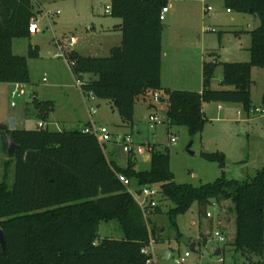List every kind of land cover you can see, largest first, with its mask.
<instances>
[{
    "label": "trees",
    "instance_id": "1",
    "mask_svg": "<svg viewBox=\"0 0 264 264\" xmlns=\"http://www.w3.org/2000/svg\"><path fill=\"white\" fill-rule=\"evenodd\" d=\"M172 0H111V15L121 18L122 41L109 56H84L72 51L71 70L76 77L90 75L84 86L97 98L108 100L125 124L134 123L135 104L150 101L158 94L167 105L170 126H182L191 138L203 132L208 120L204 103H240L252 109V69L264 68V0H224L231 10L260 16V25L250 31L251 58L246 62L222 63V85L211 87L218 63L205 61L202 91L171 90L163 87L162 33L160 13ZM32 0H0V83L30 85L28 57L13 52L16 38H28L35 16ZM38 55L30 46L29 56ZM264 105V94H263ZM150 107H156L150 104ZM36 116L46 121L54 109L52 101L36 102ZM19 148L12 154L14 182L8 172L0 182V264H146L151 255L143 253L150 237L157 232L149 223L162 214L156 206L148 218L119 179L123 174L142 187H159L163 198L172 202L167 211L177 230V218L195 203L206 216L213 201L231 200L235 212V252L248 258L264 255V166L249 180L228 178L223 152H203L217 162L222 175L200 186L177 183L170 168V157L153 145L148 169L137 168V157L130 154L126 167L119 166L105 152L97 138L82 130L31 128L10 130ZM4 150L7 143L2 136ZM8 153V152H7ZM10 162L6 161L5 166ZM118 220L120 239L98 240L101 222ZM162 228H160L161 230ZM156 242L163 238L155 237ZM202 244L208 243L202 237ZM173 250V249H172ZM222 254L224 249L222 248Z\"/></svg>",
    "mask_w": 264,
    "mask_h": 264
},
{
    "label": "rangeland",
    "instance_id": "2",
    "mask_svg": "<svg viewBox=\"0 0 264 264\" xmlns=\"http://www.w3.org/2000/svg\"><path fill=\"white\" fill-rule=\"evenodd\" d=\"M32 3L40 30L35 35L28 38H16L13 42V52L28 57L31 84L26 88H19L17 94H14L17 86L0 83V125H9L10 118L17 117L19 122L17 128H36L39 121L36 116L38 112L36 102L47 100L54 103V110L49 115V121L54 123L49 126L50 130H81L90 121L89 107L95 106L97 113L93 116V121L96 123L107 125L114 134L123 136L125 133H131L135 143L157 145L159 149L168 153L170 168L177 183L200 186L213 182L222 175L223 170L218 163L205 159L202 156L203 152H223L227 159L226 177L240 181L253 178L257 170L264 165V112L247 115L240 104L204 103L208 120L203 132L194 138L191 147L194 154L187 150L191 141L187 129L182 126H170L167 105L155 101L153 95L150 101L136 102L133 126L121 127V117L117 111H113L110 102L99 98L87 100L82 90L76 85V77L67 59L54 58V54L60 50L57 41L69 55L72 51L78 50L84 56H108L111 48L120 45L122 33L113 28L122 20L112 16L111 11H106L107 6L111 5V0H35ZM169 6L170 12L163 21L164 43L175 40L179 42L180 48L190 50L195 58L202 54L206 40L210 48L217 49L220 61L226 62L225 51L234 43L241 45L248 36L242 34L243 40L233 38L232 42L221 43L220 34L224 35L227 28L253 30L260 24L258 15L235 10L228 12L223 0H172ZM207 6H211L212 10H205ZM71 37L77 39L73 48L68 45ZM30 46L38 49L37 56H29ZM222 63L218 65L211 83L214 89L225 88L221 83ZM45 77L47 81H44ZM253 77L256 84L251 88L252 108L264 109L262 101L264 68L257 67ZM80 78L87 83L93 77L84 75ZM28 92L31 94L29 95ZM217 103L224 106L225 110H220ZM150 104L156 107H150ZM152 114L160 118L159 123L150 121ZM25 116L29 120L24 118ZM2 136L0 130V182L4 180L7 171L6 179L12 186L15 172L14 160L4 150ZM171 137H175L176 141L171 142ZM104 147L106 153L110 152L111 159L119 166H127L130 154L123 140L109 142ZM147 156H149L148 152L136 155L137 168L150 167V161L146 160ZM6 161L10 162L7 169ZM131 185L132 188H137L135 181H132ZM156 200L163 213L153 215L149 227L152 231L154 226L157 228V232L152 234L154 239L155 237L163 238L152 246L153 256L159 264H173L163 262L162 256L171 249L186 251L196 236L199 239L196 248L199 253L192 254L191 261L194 263L264 264V255L246 258L235 252L232 246L236 233L235 212L231 200L223 202L222 214L216 221L217 226L227 238V241L220 245L211 240L210 236L215 223L200 215L196 203L186 214L177 218L180 231L186 234L181 232L182 236L177 240V230L167 214L173 205L172 202L163 198L161 194L156 196ZM207 209L211 210V207ZM190 218L193 219L194 225ZM193 231H196L194 235L191 234ZM122 237L123 230L118 220L101 222L98 240ZM202 237H207L206 245L202 244ZM217 246L224 249L220 256L224 261H219L220 257L214 254V248ZM206 252L209 254L207 255ZM201 254L206 255L202 258Z\"/></svg>",
    "mask_w": 264,
    "mask_h": 264
},
{
    "label": "built area",
    "instance_id": "3",
    "mask_svg": "<svg viewBox=\"0 0 264 264\" xmlns=\"http://www.w3.org/2000/svg\"><path fill=\"white\" fill-rule=\"evenodd\" d=\"M35 0H32V2ZM207 11H211L212 7L208 6L206 8ZM107 12L111 11V6H107L106 8ZM228 11H230V9H228ZM169 12V7L165 6L163 7L161 13H160V19L162 21L166 20L167 17V13ZM29 33L30 35H35L36 33L39 32L40 30V25L38 22V19L35 18V16L31 19L30 24H29ZM76 37H71L68 40V45L69 47H74L76 44ZM57 44L60 48L59 51H57L54 54V58H66L67 61L69 62V65L71 67V64H73L74 62L69 58V54L68 52H66V50L63 48V46L59 43V41H57ZM76 77V76H75ZM44 81H47V78H44ZM87 83L85 81H83L80 77H76V85L82 90V93L84 95V97L87 100H94L96 99V95L92 92V91H85L84 90V86ZM14 94H16V91L14 92ZM154 99L157 102H160V98L158 94L154 95ZM222 106L219 105V109H221ZM264 112V109L262 108H252L250 109V111L248 112V114H256V113H262ZM89 113L91 115V118L97 113V109L95 106H90L89 107ZM150 121L151 122H155V123H159L160 122V118L156 115V114H152L150 115ZM38 128H47L46 124L41 121L38 123ZM82 132L84 134H90L93 135L97 138V140L99 141V143L101 145H106L109 142H114L117 140H123V143L125 144L129 154H139V153H144V152H148L149 156H151V151L153 149V145L149 144V143H135L134 139H133V135L131 133H125L123 136L121 134H114L107 125H101L96 123L95 121H93L92 119L90 120V122L88 124H86L82 129ZM176 139L175 137H171V142H175ZM146 145L147 147L145 148ZM119 179L120 181L127 186L128 191L132 194V196L134 197V199L138 202V204L140 205V207L142 208L144 215L146 218H148L151 214V211L158 206V202L156 200V196L160 194V188L158 187H142L139 189V191L135 188H132V181L127 178L125 175L120 174L119 175ZM211 210L207 209V213H206V218L212 220L215 223V227L212 231L211 236V240H214L215 242H217L218 245H220L221 243H224L227 241L226 236L224 235L223 231L219 229V227L216 224V221L218 220L220 214H222V205L219 204L216 201H213L210 205ZM156 243V238L154 239L153 236L150 237V242L147 246H145L143 248V253L147 254V255H151V258L147 260L146 264H159L157 259L153 256L154 255V251H153V244ZM220 246H217L214 248V254L217 248H219ZM196 248V247H195ZM222 249V247H220ZM172 255H171V259L170 262L173 264H203V263H194L191 261V256L193 253H199L197 252H193L190 248H188L186 251L181 252V251H176V250H172ZM206 254L208 255L209 253L206 252ZM206 254H201V257L204 258ZM222 255V253H221ZM220 255V256H221ZM219 256V257H220ZM219 261H224L222 257L219 258Z\"/></svg>",
    "mask_w": 264,
    "mask_h": 264
},
{
    "label": "crops",
    "instance_id": "4",
    "mask_svg": "<svg viewBox=\"0 0 264 264\" xmlns=\"http://www.w3.org/2000/svg\"><path fill=\"white\" fill-rule=\"evenodd\" d=\"M196 1H206V0H196ZM223 2H224V0H223ZM168 7H169V12H170L169 4H168ZM228 12H231V11H228ZM121 23H122V21H121ZM121 23L116 24L113 29L118 31V32H121V30H120V24ZM108 29L110 30V28H108ZM250 31L251 30H247V29L227 28L225 30L224 35L220 34L219 38H220L221 43L223 41L225 43L226 42H232L233 38L243 40L242 34H246V36H248V39H245V41L242 42L241 45L234 43V45L232 44L229 47V49L225 51V56L227 57L226 61L246 62V61L250 60V58H251V53L249 50L250 45H251ZM121 41H122V36H121ZM203 45H204V42H203ZM111 49H110V51H111ZM76 51L79 54H81L78 50H76ZM201 53L202 54L199 57L195 58V55H191L190 50L187 51L186 49L180 48L179 42H176L175 40L174 41L171 40L170 42L168 41V43H164V37H163V33H162L161 79H162L163 87L171 89V90L179 89V90H191V91H199V92L202 91V89H203V65H204V62L205 61H215L218 63V65L222 62L220 61V54L217 52V49L210 48V46H208V43H206V40H205V47L202 48ZM217 68H218V66H217ZM256 68L257 67H254L252 69V79L254 78L253 74L255 73ZM253 81H254V79H253ZM255 84H256V82L254 81V85ZM9 85H13L15 87L17 86L16 87V94H17V90L19 88H22V87L26 88V86H27L24 84H9ZM28 94L30 95L31 92H28ZM34 96L36 97V94ZM45 101H47V100H45ZM208 104L210 105V104H212V102L208 103ZM217 104H218L217 106L219 108V105H221V104H219V103H217ZM236 104L239 105L240 103H236ZM240 105L242 106V108H244L242 104H240ZM203 109L205 111V114H207L206 107L203 106ZM220 110H225V107L222 106V108ZM237 112L240 113L239 110H237ZM246 113H247V115H249L247 111H246ZM206 117H207V115H206ZM14 118H15V121L17 123V125H16V127H17L19 122L17 120V117H14ZM24 118L29 120V118H27L26 116ZM91 119L93 120V117L90 118V120ZM246 120H248V119H246ZM39 122H41V120H39L38 123ZM43 122L46 124L47 128H49L50 125L54 124L53 122L49 121V118L47 121H43ZM38 123L36 125L37 127H38ZM133 124L129 125V124H125L122 122L121 127H128L129 128V127L133 126ZM26 129H31V128H26ZM57 130H61V129H57ZM138 132L140 133V131H138ZM108 155L111 156V153L109 152ZM146 160L150 161V156H147ZM190 220L194 225L195 223H194V221H192L193 219L190 218ZM195 232L196 231H193L191 234L194 235ZM182 233L184 235H186L184 232H182ZM198 240L199 239L196 236V238H194V240L191 242V243H195L196 248H197V245L199 244ZM164 257L165 256H162V259Z\"/></svg>",
    "mask_w": 264,
    "mask_h": 264
},
{
    "label": "water",
    "instance_id": "5",
    "mask_svg": "<svg viewBox=\"0 0 264 264\" xmlns=\"http://www.w3.org/2000/svg\"><path fill=\"white\" fill-rule=\"evenodd\" d=\"M16 125H17V123H16L14 117L10 118L9 125H0V130L2 131L4 139H5L6 143H7V152H8V154L14 153L19 148V145H17L14 142L13 136L9 133L10 130H15L17 128ZM193 143H194V138H191V141H190V143L187 146V150L191 154H194V152L191 151V147H192ZM0 243L2 245L3 250H5V235H4V232H3V230L1 228H0ZM189 248L193 252H196L195 243H191L189 245ZM221 253H222L221 248L220 247L217 248L216 251H215V255L216 256H220ZM171 255H172L171 250L167 251V253H166L165 257L162 259V261L165 262V263L170 262Z\"/></svg>",
    "mask_w": 264,
    "mask_h": 264
}]
</instances>
